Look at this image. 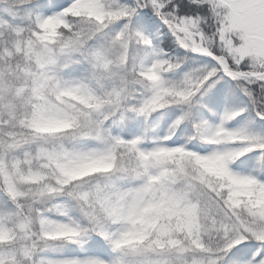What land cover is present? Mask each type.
Returning <instances> with one entry per match:
<instances>
[{
    "label": "snow or ice",
    "instance_id": "snow-or-ice-1",
    "mask_svg": "<svg viewBox=\"0 0 264 264\" xmlns=\"http://www.w3.org/2000/svg\"><path fill=\"white\" fill-rule=\"evenodd\" d=\"M156 17L213 62L168 79L183 61L154 45ZM226 78L247 100L195 123L210 151L113 130L187 106L174 128ZM257 118L264 0H0V264H264V164L234 166L253 150L264 161Z\"/></svg>",
    "mask_w": 264,
    "mask_h": 264
},
{
    "label": "trees",
    "instance_id": "trees-1",
    "mask_svg": "<svg viewBox=\"0 0 264 264\" xmlns=\"http://www.w3.org/2000/svg\"><path fill=\"white\" fill-rule=\"evenodd\" d=\"M156 20L157 25L146 31H148V34L153 37L155 46H159L170 55L182 58L183 62L180 64L179 68L165 74L168 79L178 81L183 78V75L186 72L191 71L193 68L200 67L194 61L201 57V55L179 46V44L175 41V37H173L167 30L166 26H162V23L159 22L157 17ZM136 59L137 62L141 60L144 62H151L153 59L152 49L141 46V50L136 56ZM74 68L78 73L80 66L74 65ZM219 81L220 82L213 85V87L207 91H202L201 94H197L191 109V116L183 119L174 128L172 127L174 122L182 115L187 106L168 105L162 109L152 112L147 117L135 112H129L125 121L118 120L117 123L113 125V130L114 132L125 136L143 133L145 136L144 143L147 147H151L157 142H163L169 145L185 144L190 149L201 152L210 151L214 145H211L207 141L200 138L196 132L195 123L198 120L203 119L207 120L210 124H218L226 107L238 106L247 100L245 94L237 88L236 82L231 80V78ZM143 91L144 89L140 87L137 95H142ZM247 117L248 113H241L240 116L228 121L227 126L232 128L241 127L245 124ZM251 127L257 132H264V121L257 118L252 123ZM166 136H170V139L167 141L164 140V137ZM260 157L261 153L259 150L250 151L240 157L234 163V166L242 160L247 161L249 158H254L257 162L253 167H256L258 163L264 164V162L260 160ZM2 198L3 197L0 196V199ZM55 202L67 203L68 201L66 197H58L54 203ZM52 215L53 217L58 216L55 211ZM49 251L50 254H60L61 250L60 248H56ZM98 251L104 255L103 258L105 259L112 255L111 247L106 242L103 248ZM228 258H233V252H229Z\"/></svg>",
    "mask_w": 264,
    "mask_h": 264
},
{
    "label": "rangeland",
    "instance_id": "rangeland-1",
    "mask_svg": "<svg viewBox=\"0 0 264 264\" xmlns=\"http://www.w3.org/2000/svg\"><path fill=\"white\" fill-rule=\"evenodd\" d=\"M156 48L160 49L159 47H156ZM194 62L197 63L201 67L204 64H208V63H211L213 61H212V59H209L207 57H202L201 56ZM76 66H79V65H76ZM218 82H220V81H218ZM202 91H204V90H202ZM247 161L249 162V168L248 169H251L253 166H255V163L257 162L254 158H249Z\"/></svg>",
    "mask_w": 264,
    "mask_h": 264
}]
</instances>
